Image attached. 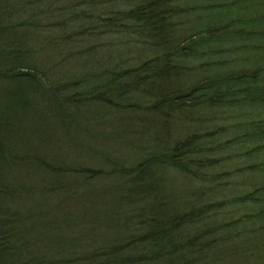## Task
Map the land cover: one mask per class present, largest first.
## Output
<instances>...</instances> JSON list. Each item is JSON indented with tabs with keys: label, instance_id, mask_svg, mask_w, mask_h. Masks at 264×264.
Masks as SVG:
<instances>
[{
	"label": "trees",
	"instance_id": "1",
	"mask_svg": "<svg viewBox=\"0 0 264 264\" xmlns=\"http://www.w3.org/2000/svg\"><path fill=\"white\" fill-rule=\"evenodd\" d=\"M0 264H264V0H0Z\"/></svg>",
	"mask_w": 264,
	"mask_h": 264
}]
</instances>
